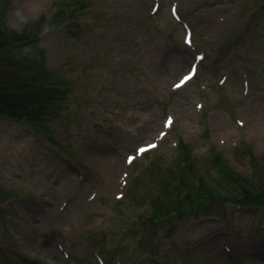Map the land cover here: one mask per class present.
I'll return each instance as SVG.
<instances>
[{"label": "rangeland", "instance_id": "rangeland-1", "mask_svg": "<svg viewBox=\"0 0 264 264\" xmlns=\"http://www.w3.org/2000/svg\"><path fill=\"white\" fill-rule=\"evenodd\" d=\"M60 1L0 0L3 35L24 36L46 16L38 42L8 45L4 58L40 72L29 85L66 89L37 115L40 133L0 117V204L10 200L0 241L31 258L19 261L0 244V264H102L94 254L105 264H264V207L219 202L174 217L163 202L154 219L166 220L150 222L151 199L169 201L176 174L191 184L197 169L216 193L235 197L236 185L212 163L213 147L250 177L246 143L261 169L264 138L254 123L264 119V0H63L54 16ZM55 19L65 23L52 32ZM196 53L197 75L176 88ZM179 139L193 168L181 160ZM120 166L128 176L117 179L119 190ZM102 213L103 223L93 221Z\"/></svg>", "mask_w": 264, "mask_h": 264}, {"label": "trees", "instance_id": "trees-1", "mask_svg": "<svg viewBox=\"0 0 264 264\" xmlns=\"http://www.w3.org/2000/svg\"><path fill=\"white\" fill-rule=\"evenodd\" d=\"M4 41L5 40L0 39V51L4 48V45H3ZM8 84L9 83L6 81V78L5 77L2 78L0 76V105H9L12 107L14 111H19V110L26 108L27 104L24 103L22 97L20 98L19 96H17V94L19 93H16V89L10 90V88L8 87ZM34 104L36 106H43L45 104V101L35 100ZM26 111H30V110L27 109ZM33 111L37 113L38 108L33 109Z\"/></svg>", "mask_w": 264, "mask_h": 264}, {"label": "bare ground", "instance_id": "bare-ground-1", "mask_svg": "<svg viewBox=\"0 0 264 264\" xmlns=\"http://www.w3.org/2000/svg\"><path fill=\"white\" fill-rule=\"evenodd\" d=\"M178 54L179 55H182L183 57H185L183 54H181L180 51H178ZM185 54V53H184ZM256 131V134H258V136L260 135L261 137L264 138V119H259L258 121H256L254 123V132ZM96 164L98 166H105L103 165L104 163H98L96 162ZM120 174L116 177V181H113L114 182V185L116 186V188L119 187V185H117V179L119 180L121 177H123V175L125 176V170L120 166V168L118 169ZM214 241H217V242H220V239H216ZM261 249L264 251V245L261 246Z\"/></svg>", "mask_w": 264, "mask_h": 264}, {"label": "snow or ice", "instance_id": "snow-or-ice-1", "mask_svg": "<svg viewBox=\"0 0 264 264\" xmlns=\"http://www.w3.org/2000/svg\"><path fill=\"white\" fill-rule=\"evenodd\" d=\"M189 78H190L189 76H186V77H184V80H187ZM181 83H183V81H181ZM151 147H155V145H151ZM139 151L140 152H143V151H145V149L141 148ZM132 159H133L132 157H129V161L130 162H131Z\"/></svg>", "mask_w": 264, "mask_h": 264}]
</instances>
